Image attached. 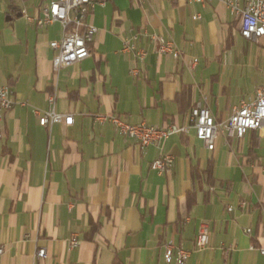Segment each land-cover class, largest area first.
<instances>
[{"label": "crops", "instance_id": "crops-1", "mask_svg": "<svg viewBox=\"0 0 264 264\" xmlns=\"http://www.w3.org/2000/svg\"><path fill=\"white\" fill-rule=\"evenodd\" d=\"M1 1L12 44L31 38L33 50L25 66H0L14 102L1 111L0 264H168V244L192 252L187 264H264V132L219 135L210 151L190 128L142 149L95 119L187 126L202 103L225 122L264 84V38L242 37L224 0H107L87 19L97 29L90 56L56 73L50 44L62 25L41 29L24 15L39 16L52 0ZM159 38L182 57L159 53ZM127 41L147 51L143 61L123 52ZM50 95L72 126L40 125L36 112L51 109ZM161 154L175 158L163 174L151 168ZM203 222L209 243L197 251Z\"/></svg>", "mask_w": 264, "mask_h": 264}, {"label": "built area", "instance_id": "built-area-1", "mask_svg": "<svg viewBox=\"0 0 264 264\" xmlns=\"http://www.w3.org/2000/svg\"><path fill=\"white\" fill-rule=\"evenodd\" d=\"M190 2L205 5L214 0H189ZM228 9L239 18L242 37L248 40L258 41L264 38V0H224ZM107 0H52L50 3L42 4L39 8L40 15L33 18L24 12L28 23L35 24L44 29L53 23H60L63 27V36L60 40L51 42L50 46L56 51L52 61L54 72L61 68L79 63L90 56L91 45L97 32L96 27L88 22V16L96 6H105ZM195 19L200 20L201 15L197 14ZM159 53L171 55L180 59L182 53L172 40L159 38ZM123 52H135L136 57L143 61L147 56L144 49H136L129 41L125 42ZM198 63L193 60V65ZM137 74L138 70H134ZM13 92L9 86L0 85V138L2 136V115L1 111L13 107ZM51 109L41 115L38 111L40 125L52 127L56 123H64L72 126L73 116H64L55 112V95L49 96ZM100 123H111L115 126L120 135L134 140L142 149L152 145L162 146L163 143L175 134H187L190 128L196 130L197 138L203 141L207 148L212 151L219 135L229 139H242L248 131L264 132V84L257 88L253 101H241L233 110L230 118L225 122H219L211 110L204 104H196L190 112L189 124L187 126L171 125L167 127L149 126L145 123L132 125L116 115L97 116ZM175 158L172 155L161 154L151 163V168L159 174H163L174 164ZM232 210V208H229ZM209 243V226L206 222L200 225L195 240V250L207 249ZM72 247L79 245L77 236L71 240ZM264 255V247L258 248ZM3 249L0 248V254ZM191 251L176 247L173 244L165 246L164 259L168 264H187ZM39 258H45L44 249L38 251Z\"/></svg>", "mask_w": 264, "mask_h": 264}, {"label": "rangeland", "instance_id": "rangeland-1", "mask_svg": "<svg viewBox=\"0 0 264 264\" xmlns=\"http://www.w3.org/2000/svg\"><path fill=\"white\" fill-rule=\"evenodd\" d=\"M36 3L39 0H34ZM18 5L23 6V2L18 0L16 2ZM9 1H1L0 3V66L5 65L6 63L17 62L21 65H26L28 62L27 59L32 62V50H33V41L31 38L22 39L20 46H14L12 44L13 39V29L12 25L6 23L5 18L6 14L9 13ZM30 16L32 12H29ZM22 20V18H20ZM32 36V35H31ZM5 53V60L1 56ZM29 64V62H28ZM25 70V69H24Z\"/></svg>", "mask_w": 264, "mask_h": 264}, {"label": "water", "instance_id": "water-1", "mask_svg": "<svg viewBox=\"0 0 264 264\" xmlns=\"http://www.w3.org/2000/svg\"><path fill=\"white\" fill-rule=\"evenodd\" d=\"M17 16L21 17L22 13H18ZM11 20H12L11 16H7L6 21H11Z\"/></svg>", "mask_w": 264, "mask_h": 264}, {"label": "trees", "instance_id": "trees-1", "mask_svg": "<svg viewBox=\"0 0 264 264\" xmlns=\"http://www.w3.org/2000/svg\"><path fill=\"white\" fill-rule=\"evenodd\" d=\"M19 7H14V13L21 12V9H18Z\"/></svg>", "mask_w": 264, "mask_h": 264}]
</instances>
